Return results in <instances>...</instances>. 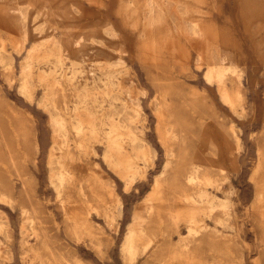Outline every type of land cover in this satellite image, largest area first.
<instances>
[{
	"label": "rangeland",
	"instance_id": "rangeland-1",
	"mask_svg": "<svg viewBox=\"0 0 264 264\" xmlns=\"http://www.w3.org/2000/svg\"><path fill=\"white\" fill-rule=\"evenodd\" d=\"M27 1L34 9H43L41 12L43 19H46L45 27H48L44 35L50 34L52 38L55 36L54 39L58 38L64 41L67 38H69L67 40L74 38L71 40L73 43L79 35L95 29L101 31L100 34L104 37L106 44H116L117 42H123L122 45L125 44L123 49L118 52L111 51L109 56L110 59L121 57L125 61L124 66H121V70L124 73L130 72L131 78L134 79V85L137 84L134 89L136 88V94L140 92L139 94L142 97V108L145 116H147L144 121L147 122L146 124L149 127L148 132H150L151 141L156 149V157L153 164L144 171L145 175L143 174V177L139 176L134 181L128 182V180L121 177L117 170L107 165L108 163L103 157L104 145L96 143V153L89 154L87 158L86 156L83 157L86 161L89 160L90 167L97 163L95 166L97 168L99 166V169L92 168L98 174L103 171V174L100 173L101 176L103 175V179L108 177L106 182L109 184L110 191L113 192L110 194L112 197L109 195V198H113L111 199L113 205L110 204V206L114 207L117 216L115 215L116 218L112 223L105 218V215L91 211L90 222L92 220L91 223L95 227L93 228L95 229L94 235L88 236L83 231H80L78 235H74V231L71 233L69 230H73L72 221L66 220L57 193L49 180L50 166L48 161L54 136H52L50 112L46 108L44 109L42 105L41 107H39V104L37 106L43 89L38 87L35 90L32 102L19 90V75L22 63L28 51L32 48L31 45L37 42L36 40L40 35L32 31L26 40L16 27L10 29L12 31L8 35L3 32L4 44L7 50L13 54L12 57L15 62H13L11 70L3 69L0 65V152H2L0 153V221L2 220L1 223H5L3 228L0 229V240L4 241L7 244V249L10 248L13 252L12 259L6 257V260H4L2 258L0 259L2 263L156 264V260L151 259V255L157 245L138 259L133 260V262L126 255L127 259H125L122 245L128 226L134 220L135 212L144 208L148 196L153 191L155 176L163 170L164 163H166L165 146L160 139L159 129L164 130L165 126L162 127L164 123L167 125L168 122L172 121L171 114L173 112L176 113L177 110L186 108L187 114L191 116V122L193 121L190 129L196 133L198 132L200 136L206 137L204 144H220L219 147L221 146L220 151H223V156L220 152L219 159L220 161L224 160L222 164L224 170H226L221 173L223 182L225 181V185H223L228 187L232 183L231 199L235 206L233 205L231 220L235 223V227H223L221 224L218 226L225 234H228V237L231 236L234 240V244L229 248L231 254H229L230 252L227 254L228 264H264V234L259 219L253 210L256 187L253 182L254 179L249 180L250 177H254L255 165L258 164V143L262 148L260 151L264 148V0H184V3L191 6L202 7L201 14L194 12L193 9L189 14H185L187 20L198 18L199 15L200 18H203V35L200 39H196L189 32L168 33L167 28L169 25L166 22H160L151 27L148 23L151 13L148 5L150 0ZM156 1L163 4L164 0ZM7 2L9 5L16 7L20 0H0V10H4ZM193 2L195 3L193 4ZM134 4L135 6H133ZM72 5H74L73 8ZM61 15L62 17H60ZM73 22L76 24L73 25ZM107 22L113 23L121 32L118 39H110L102 32V28ZM30 28L33 29V25ZM73 44L74 49L72 48L71 54L66 58L67 67L70 66L73 60L81 57L82 49L93 47L92 44L88 46ZM2 45L3 41L0 38V48ZM19 46L20 48H18ZM216 48H228L234 51L236 59L244 69V76L239 79L240 90L243 91L241 92L242 102L239 105L241 108L238 106L237 110V112L241 111L242 113V110L245 109L244 115L239 112L236 115V110L231 109L230 105L223 101L216 80L210 83L208 79H204L207 77H204L206 70H208L207 63L211 62L212 59V50H216ZM198 50L202 53L201 58L198 55ZM102 53V51L99 52V58L106 60L107 56H102ZM41 54L37 51L32 57L36 59ZM77 54L78 56H76ZM199 68L201 69L199 70ZM79 79L84 81V78ZM89 82L91 86H97L101 89L104 87L103 82L96 77L90 76ZM197 88L199 91H197ZM186 93L187 97H185ZM199 94L200 96L197 97L196 95ZM193 95L194 97H192ZM156 98L158 99L156 100ZM154 101L160 102V118L163 117L164 119H160L159 113L155 111L154 107L156 105L154 103L156 102ZM194 102L198 110L193 107ZM164 104L167 105L166 109V105L163 107ZM173 105L175 108L172 107ZM168 109L172 111L166 113ZM27 113L30 116L26 115ZM194 115L196 118L199 117L198 120L195 119ZM162 121L163 123H161ZM23 122L34 125L35 131H33V134L28 132L27 135L21 136L19 129H21ZM201 122L207 125L204 126ZM232 125L235 126V129L237 128L236 131L243 145L239 153L236 148L232 149L234 144H231L230 147V144L224 146ZM203 126L205 129L202 128ZM26 127L29 128L28 125ZM214 131L217 136L215 133L212 134ZM216 140L219 142H216ZM34 142L37 143V148L34 146ZM195 143L201 145L199 141ZM228 149H231L232 152ZM232 158L234 160L238 159L237 162L233 161ZM93 162L94 164H92ZM112 182H114V185ZM10 185L13 189L10 188ZM2 193L10 195L14 202L8 201L9 199L3 197ZM220 195L221 197L227 196L224 192H220ZM23 202H26V206L32 212L31 215H36L35 224L40 232L38 237L32 233L29 227L25 228L26 234L23 235ZM247 208L249 209L246 210ZM222 214V212H218L221 217L224 216ZM209 222L215 225L213 219H209ZM181 227V232L186 233L187 228L183 222ZM166 234L160 233V236H158L159 241L163 239V236L166 237ZM95 235H97L98 241L101 240V243H97L98 241L94 239L96 238ZM179 235L177 232L172 233L171 237L174 244L179 242L182 236ZM91 236L94 237V241ZM198 237L200 238V236ZM23 240L26 242L25 247L22 244ZM197 242L200 246L199 241ZM205 250H207V245L202 244L200 252L197 254L203 256L206 253ZM195 264H198V262H195Z\"/></svg>",
	"mask_w": 264,
	"mask_h": 264
},
{
	"label": "bare ground",
	"instance_id": "bare-ground-1",
	"mask_svg": "<svg viewBox=\"0 0 264 264\" xmlns=\"http://www.w3.org/2000/svg\"><path fill=\"white\" fill-rule=\"evenodd\" d=\"M194 3L195 2H193V4ZM148 5L151 13L149 18H147L151 27L153 25L155 26L157 23L166 22L169 25L167 28L168 33L189 32L196 39H200L203 35V18H200L199 15L198 18L187 20L185 15L189 14L192 9L194 12L201 14L202 7L197 5L191 6L184 3V0H164L163 4L158 3L156 0H150ZM133 6H135V4ZM73 7L74 5H72V8ZM41 10H39V8L34 9L27 0H20L16 7L11 6V4L9 5L7 2L4 10H0V38L3 41V45L0 48V65L3 69L11 70L13 62H15L13 61V54L7 50L4 44L3 32L8 35L12 31L10 29L16 27L26 40L32 31L40 35L38 38L36 36L37 42L31 45L32 48H30L28 53L26 52L27 54L22 63L19 75V90L20 93L22 92L23 95L25 94V96L30 99L29 101L32 102L35 90L38 87L43 89L37 106L38 104L40 105L39 107L42 105L44 109L46 108L50 112V124L53 131L52 136H54L48 161L50 166V183L57 193L56 195L66 215V220L72 221L73 230L69 231H71V233L74 231V235H78L80 231H83L87 233L88 236H93L95 231L93 228L95 227L91 223L92 220L90 222L91 211H96L105 215V218L111 222L116 218V211L113 209L114 207H111L113 205L111 199L113 198H109V195L113 192L110 191L109 184L106 182L108 177L107 179H103V175L101 176L100 173L103 174L104 172L102 171L98 174L94 169H99V166L98 168L95 166L97 163L93 166L91 165L94 167L92 168L89 166V160L87 159L88 161H86L83 156L87 158L89 154L96 153V143H102L104 145L103 157L108 163L107 165L112 166L121 174V177L130 182L143 174L145 175L144 171L147 170L146 168H149L148 166L152 165L155 160L156 149L151 141L150 132H148L149 127L146 124L147 122L145 123L144 121L147 116H145L142 108V97L139 94L140 92L138 91L139 93L136 94V88L134 89L135 85L137 87V84L134 85V79L131 78L130 72L127 71L124 73V71L121 70V66H124L125 61L121 57L110 59L109 56L111 51L118 52L120 49L124 48L125 44L122 45L123 42L106 44L104 37L100 34L101 31L92 29L91 31L79 35L75 38L73 43L81 46L92 44L93 47L85 48V50L82 49L81 57H76L78 59L72 62L70 61L71 64L67 67L66 58L72 52L73 43L71 40L74 38L71 40H67L69 39L67 38L64 41L58 38L54 39L55 36L52 38L50 34L44 35L48 27H45L46 19H43L44 17ZM60 17H62V15ZM75 24L76 23L73 22V25ZM31 25H33V29L30 28ZM66 31L64 32L66 33ZM102 32L110 39H118L121 36V32L111 22H107L103 26ZM18 48H20V46ZM200 50H198V55L201 58L202 53ZM37 51L42 54L35 59L32 56ZM100 51L103 52L102 56H107L106 60L104 58H99ZM212 51V59L210 58L211 62L207 63L208 70H206L207 72H205L204 76L207 77L204 79H208L210 83L216 80L223 101L227 102L231 109L237 112L238 106L241 105L242 102L241 92L243 91L240 90L239 79L244 76V69L236 59L237 57L234 51L228 48H216V50ZM16 52L15 50V53ZM76 56H78V54ZM200 69L201 68H199V70ZM90 76L101 80L104 87L101 89L97 86H91L89 82ZM79 78H84V81H81ZM182 89L185 91L184 88ZM197 91H199L198 88ZM143 93L145 92L143 91ZM200 94L196 96L198 97ZM166 96L168 97L167 93ZM185 97H187V93ZM192 97H194V95ZM157 99L158 98H156V100ZM154 102L153 103L156 105L154 107L155 111L159 113L158 115L160 118V102ZM166 104H164L163 107ZM190 104L192 105V103ZM193 105V107H195V102ZM172 107L175 108L174 105ZM168 108L170 107L168 106ZM169 111L171 112L172 110L168 109L166 113H169ZM186 111L185 108L184 110H177L176 113L173 112V114H171L172 121L168 122L169 124L167 125L164 123L162 126H165L164 130L162 128V130L159 129L158 133L165 146L167 159L166 163H164L163 170L155 176L153 191L148 196L144 208L141 211H136L134 220L132 219L133 222L130 223V225L128 224V231L122 245V252H124V257L126 255V257L132 260L131 262L157 245L156 248L153 249L151 255V259H155L156 264H195V262H198V264L229 263L227 254L228 252L231 254L229 248L234 244V240L231 236L228 237V234H225L218 226L221 224L223 227H235V223L231 220L233 205L235 206L231 199V194L233 192L232 183H229L231 186L228 185V187H224L225 181L223 182L221 173L226 170H224L222 164L224 160L220 161L219 159L221 152V146L219 147L220 144H204L206 137L200 136L198 132L196 133L194 130L190 129L193 121L191 122V116L188 115ZM238 112L236 115L241 113V111ZM28 113L26 115H29ZM242 113L244 115L245 109L242 110ZM198 118L195 116V119L198 120ZM163 121L166 122L165 120ZM163 121L161 123H163ZM27 125L29 128L26 127ZM203 125L206 126L207 124ZM21 126V129H19L21 136L27 135L28 132L33 134V131H35L34 125L28 122H23ZM204 126L202 128H204ZM236 129L233 125L230 127L226 137L227 143L225 142L224 146L230 144V147L231 144H234L235 147L233 145L232 149L236 148L239 153L243 145ZM213 133H215V131L212 132V134ZM215 139H217V137ZM196 141H199L201 145H197L195 143ZM216 142L219 141L216 140ZM259 145L258 143V164H254L256 166L254 170L255 174H253L254 177H250L249 180L251 178L254 179L253 182L255 183L256 194L253 210L256 217L259 219V224L264 234V148L260 151L262 148ZM34 146L37 148V143L34 142ZM229 151H231V149ZM222 152L221 156H223ZM227 154L226 156H228ZM224 158L226 159L227 157ZM232 160L237 162L238 159L234 160L232 158ZM92 164H94V162ZM142 177L140 178L142 179ZM253 179H251V181ZM112 183L114 185V182ZM10 188L13 189L12 185H10ZM220 192H224L227 196L221 197ZM26 193H28V191H26ZM116 195L118 194L116 193ZM2 196L7 197L9 199L8 201L14 202V199L10 195L2 193ZM110 204L112 205L110 206ZM22 206L23 235L26 234L25 228L29 227L32 233L38 237L40 232L35 224L36 215H31L32 212L26 206V202H23ZM117 207L119 206L117 205ZM248 209L249 208L246 210ZM218 212H222L225 217L223 216V218L218 215ZM118 213L120 214V211ZM209 219H213L215 225H212ZM1 221L0 229L3 228L5 224L1 223ZM182 222L187 228L186 233L181 232ZM162 232L167 233L166 237L167 235L168 237L166 238L162 235L163 239L159 241L158 236H160ZM173 232L182 235L179 242L176 244L172 242L171 235ZM198 236H200V238ZM6 237L8 238L7 235ZM95 237L96 238H93L98 241L97 235H95ZM197 241H199L200 246ZM22 244L23 247H25L26 242L23 240ZM202 244L207 245V250H205L206 253L203 254V256H199L197 253L200 252ZM12 254L13 252L10 248L7 249V244L0 240V259L4 258V260H6V257L12 259ZM126 257L125 259H127ZM0 264H3L1 260ZM77 264H79V262ZM81 264H83V262Z\"/></svg>",
	"mask_w": 264,
	"mask_h": 264
}]
</instances>
